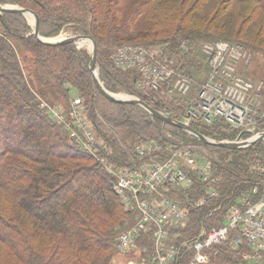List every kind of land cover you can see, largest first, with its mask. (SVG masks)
Segmentation results:
<instances>
[{"label": "trees", "instance_id": "trees-1", "mask_svg": "<svg viewBox=\"0 0 264 264\" xmlns=\"http://www.w3.org/2000/svg\"><path fill=\"white\" fill-rule=\"evenodd\" d=\"M82 1L86 3V13L90 14L87 22L90 26L85 27V22V26L79 29L83 34L93 37L97 62H100V58H104L101 52L104 39L101 35L104 34V28L108 34L112 31L114 17L102 19V15L98 16L99 6L105 0H101V4L98 0ZM184 1L186 0H180V4L166 5L163 0H157L159 7L165 10L163 14L171 17L172 22L146 28L157 27L160 32H164L165 36H162L159 41L161 45L158 47L170 48L172 56L174 54L183 64L189 59L187 55L177 49L171 50L181 41H187L191 45L194 41H199L198 39L230 38L233 42L244 44L253 52L264 54V47L257 46L247 39L208 31L207 26H211L216 18L204 20L198 17L195 24L193 19L188 22L189 16L194 15L191 13L198 9L204 0H194L187 9H184ZM229 1L231 0H221L223 11L218 13L217 10L215 15L223 13ZM232 1L259 3L264 10L263 3H260L264 0ZM36 2L41 7L37 14L39 34L46 36L56 33L62 25L60 23L64 22H58L56 18L63 14H56L42 0ZM106 2L109 8L112 0ZM151 4L152 0L140 2L128 16L133 18L135 14L146 11ZM6 14L16 17L18 12ZM158 14L162 20L160 12L156 15ZM155 16L152 18L156 20ZM5 27L7 32L16 38V43L0 36V264L106 263L112 254L116 235L112 226L121 219L124 221L130 218L119 196L111 188L110 174L92 153L68 136L67 130L60 123L41 111L35 93L43 96L48 102H52L51 98L60 100L62 105H69V91L71 87H75L82 99H86V109L97 132L112 147L109 158L117 164H128L135 160L133 143L147 137H156L161 142L178 143V137L175 135H179L182 138L179 139L193 150L199 147L198 145L210 147L217 156L209 153L205 156L211 160L220 175L218 187L221 196L217 202H223V205L234 202L241 191L249 189L259 179V174L255 175L245 164V160L248 157H264L262 140L255 141L247 148L238 149L207 144L194 135L153 117L139 105L117 103L107 98L111 105L119 108V112L117 117L106 116L110 125L106 127L98 121L92 106L94 102L88 104L95 100V95H103L91 79L88 68L90 54L86 49L77 48L72 42L48 45L32 34L21 33V30L14 29V26L7 24ZM24 27L29 30V26ZM186 27L193 30L188 31ZM142 45L155 46L152 42H144ZM22 47L34 55V74L39 77V85L36 87L33 84L29 86L25 81L16 52V49ZM106 62L109 64L106 65ZM106 62L100 66L99 77L108 90H125L136 94L151 106L160 108L149 100L150 97L158 95L156 91L141 92L135 88L138 76L135 71L117 68L112 59ZM172 117L180 119L175 115ZM192 126L215 140L238 134V130L231 129L222 122L214 126ZM258 128L264 130V120H259ZM161 129L164 130L163 133L160 132ZM153 131L160 136H153ZM249 135L250 133H245V136ZM127 137L132 138L131 144L125 141ZM128 149H131V152ZM253 152L258 154L254 155ZM224 154H233L235 158L227 160ZM196 184L200 191L201 183ZM227 196L229 197L226 199ZM224 209L223 207L219 210L217 216H220ZM207 210V206L190 207V222L185 235L190 236L197 232L200 220ZM147 242L150 248V237H147ZM240 251L241 249H229L225 242L221 244L218 252L210 257L207 264H244L240 260Z\"/></svg>", "mask_w": 264, "mask_h": 264}, {"label": "built area", "instance_id": "built-area-1", "mask_svg": "<svg viewBox=\"0 0 264 264\" xmlns=\"http://www.w3.org/2000/svg\"><path fill=\"white\" fill-rule=\"evenodd\" d=\"M173 49L189 58L198 49L204 56L206 77L195 82L182 60L172 56L170 48L128 42L119 45L111 59L117 68L137 73L135 88L139 91H156L161 96L159 99L166 96L183 99L185 115L182 121L185 123L206 126L225 123L238 130L235 140L251 138L245 137L246 132L256 135L263 131L258 124L259 120H264L261 107L264 79L253 81L241 71L252 58L244 44L203 39L191 45L181 41ZM195 84L194 95H189ZM150 98L152 101L153 97ZM155 103L162 104L159 100ZM40 105L53 120L64 126L70 137L95 156L110 174L111 188L125 210L137 217V221L120 231L115 239V246L121 253L139 250L146 256L130 264H207L225 242L231 250L241 249L242 262L262 263L264 179L259 178L249 189L241 191L234 202L223 205L217 202L221 196L218 171L208 158L197 155L189 146L170 152L163 161L150 163L144 159L157 151V143L141 140L133 147L136 159L141 162L132 165L133 160L117 165L109 158L111 146L84 112L81 97L70 98L68 113L44 101ZM240 132L243 133L241 137ZM197 182L201 183L200 191L195 186ZM175 193L185 195L184 199L177 198ZM204 206L208 210L197 232L185 235L190 207ZM223 207L224 212L217 216ZM146 232L152 236L150 248L141 247L147 244ZM232 232L235 233L231 235Z\"/></svg>", "mask_w": 264, "mask_h": 264}, {"label": "rangeland", "instance_id": "rangeland-1", "mask_svg": "<svg viewBox=\"0 0 264 264\" xmlns=\"http://www.w3.org/2000/svg\"><path fill=\"white\" fill-rule=\"evenodd\" d=\"M42 1H44L51 10L56 12V14H58L59 12L63 14L61 16L58 15L60 18L55 17L58 20V22L64 21L60 23L62 25L60 26V29H58L56 33L51 34V35H46V36L42 35V37H44L45 39H49V40H58L63 37L82 34L81 29H79V27H84L85 24L88 22V19H90V14L86 13L87 6H86L85 1H82V0H42ZM93 1H97V0H93ZM100 1L101 0H98L99 3ZM106 1L107 0H105L103 4L100 3L101 5L99 6L97 14L98 16L102 15V19L114 17V23H113L112 31L109 34L107 32V29L104 28L103 29L104 34L101 35V37L104 39L106 43L103 41V45L101 48V52H102V55L104 54L103 55L104 58L102 59L100 58V62L99 61L97 62L98 74H99L100 66L103 65L104 62L110 61L114 50L123 43L134 42V43L143 44L144 42H152L155 46L161 45V42L159 41L162 40V36H165V34L164 32H160V29L157 27L162 26L161 24H169L172 22L171 17H168L167 14H163L165 10H163L164 9L163 7H159V4H157V0H152V4L150 5V7L146 9V11L144 10L143 12L135 14L133 18L128 15L132 12V9L133 7H135V5L139 4L140 2L144 0H115V2L114 0H112L111 2L112 4L111 6L109 5V8H107ZM118 1L119 2L121 1L119 3L120 6L119 4L117 5L113 4V3H118ZM193 1L194 0L184 1L183 2L184 9H187L189 6H191ZM163 2L166 5H169L170 3L180 4V0H163ZM0 3L6 6H11V7H15V6L29 7L33 9L36 14H39V11L41 9L40 5L37 4L36 0H1ZM260 3H263V6H264V1ZM257 4L259 3L247 2V1L234 2L231 0L228 3L227 9L223 13L215 15L217 10H219L218 13L223 11V8H222L223 4L221 0H204L203 4L198 9L194 10L191 13L194 15L189 16L188 22L191 19H193L194 24H195L198 20V17H201L204 20L216 18L212 22L211 26H207L208 31L213 32L214 34H219V35H224V36H238V37L247 39L248 41L256 44L257 46L264 47V10L262 9V6L260 4L258 6ZM142 6L146 7L148 5H142ZM157 12H160V14L162 15V20L164 18L163 21L159 19L160 18L159 14L156 15ZM6 13L7 12L0 13V36L6 37L5 39L8 40L9 42L16 43V38L11 36L10 33H8L6 30L5 26H7V24H9L10 26H14V29L18 28L19 30H21V33L26 32L25 33L26 35H29L32 33L33 26H34V17L32 14L28 12H18V15L15 17V16L7 15ZM8 13H12V12H8ZM151 13H153L154 16L156 15L155 16L156 20L152 18L153 15H151ZM106 14L110 16H107ZM24 26H29V30L24 29L25 28ZM88 26L90 25H88L87 23L85 27L89 28ZM147 26H157L155 27L157 28V30H154L155 28H151V27L146 29ZM186 29L188 31L193 30L188 27H186ZM198 40H201V39H198ZM216 40L231 41L230 38L229 39L220 38ZM72 43L75 45V47L86 49L87 52L89 53L88 44L78 45V43L77 44H75L74 42ZM16 52H17V58L20 62L21 69L24 74L25 81L29 84V86H31L32 84L35 87L38 86L39 81L37 79L39 77H37L34 74L35 71L33 67L34 61L32 58L34 57L32 56L34 55L31 54L32 52L26 49L25 47L16 49ZM249 52L251 53V56H252L250 63L248 64V66L243 68L241 71H243L244 75L252 79L253 81L259 80L260 78L264 79V54L253 52L251 49H249ZM191 56L192 58L188 57L189 59L187 60L185 64V68L189 70L190 75L193 77L195 82L199 83L206 77V74H207V68L204 65V56L198 49H195L194 53ZM105 64L107 65L109 63L106 62ZM196 87H197V84L193 85L189 95L191 94L194 95ZM69 92H70V96L67 100L68 102H70V98L72 97H81L79 91L75 87H71ZM114 93H124L127 95L136 96V94H131L125 90H119ZM160 97L161 96H159L158 94L152 99V101H155V102L156 100H159L162 102V104L159 106L160 107L159 109L170 116L175 115L180 118L179 120H183L184 115H185V101L183 99H178V98L172 99L167 96L159 99ZM35 98L39 100L38 106L41 109V111L44 113H45V110H43L40 105L42 101L46 102L50 106L52 105L53 107L62 108L68 113L69 105L67 104L62 105L59 102L60 100H53L50 98L52 102H48L43 98V96H41L38 93H35ZM94 98L95 100L90 101V103L88 104H92L94 102L92 106L94 107L93 109L97 114L98 121L102 125L109 127L110 125H109V122L107 121L108 119L106 116L117 117L119 108L111 105L110 102H108L104 96L99 97L97 94L95 95V97H93V99ZM84 99L85 98H83V102L85 106L84 112L87 113L90 121L93 122L92 118L88 114V110L86 109ZM261 107L264 109V93L261 99ZM193 124L195 125L197 123H193ZM62 127L64 128V126ZM260 128L263 129V127L261 126ZM163 131L164 130L161 129L160 132L163 133ZM67 134L69 136V133ZM152 135L160 136L156 131H153ZM168 135H171V134H168ZM237 135H234L233 137L231 136V137L224 138L223 140L225 139L235 140L237 138ZM253 135L254 134H251L245 137H253ZM175 136L178 137L176 138L177 140H179L178 143L177 142L175 143L161 142V141H158L156 137H147L145 139L142 138L141 140H154L157 143V147H158L157 151L154 154L150 155L144 160H147L150 163L160 162V161L165 160L169 156L170 152L177 151V150L179 151L180 148H182L183 146H186L184 141L180 140L182 138L179 135H175ZM70 138L76 142L75 139H73L72 137ZM127 138L128 139H126L125 141L131 144L132 138L131 137H127ZM261 140L264 143V139H261ZM139 141H135L133 143V147ZM251 145H247L244 148H247L248 146H251ZM124 146H125V142H124ZM198 146L199 147L195 148L196 151L194 150V152L197 155L206 157L205 156L206 153L207 154L209 153L210 155L212 154L214 156H217V154L214 153L215 151L211 149L210 147L200 146V145ZM128 151L131 152V149L130 150L128 149ZM253 154L256 155L258 153L253 152ZM223 156L227 160L235 158L233 154L228 155V156H225L224 154ZM253 157H256V156H253ZM263 158L253 159L252 157H248L245 160V164L248 165V168H250V170L253 171L255 175L259 174V178H262V179H264ZM140 162L141 160L138 162V159H136L131 164L137 165ZM117 165H123V164H117ZM175 196L182 200L185 197V195H182L181 193H175ZM128 214L130 215V218H127L124 221H122L121 219L112 226L113 229H115L113 231H116L115 239L120 231L126 229L128 226L133 225L137 221V217L135 216L134 213H128ZM147 237L148 238L150 237V247H151L152 236L150 232H146L145 234L146 241H147ZM141 247L149 248V242H147V244L143 243ZM111 253L112 254L110 256V259L106 263H101V264H130V262L138 260L144 256L142 251H139V250L136 252L121 253L115 246V240L113 244V251H111ZM243 263L252 264V263H246V262H243ZM261 264H264V255H263V260Z\"/></svg>", "mask_w": 264, "mask_h": 264}, {"label": "water", "instance_id": "water-1", "mask_svg": "<svg viewBox=\"0 0 264 264\" xmlns=\"http://www.w3.org/2000/svg\"><path fill=\"white\" fill-rule=\"evenodd\" d=\"M1 12H28L33 15L34 17V26H33V31L32 35L39 39L40 41L44 42L45 44L48 45H56V44H62L66 42H74L77 44V39L79 38H87L91 41V46L89 47V53H90V61L88 64L89 72L91 75V79L96 87V89L100 92L101 95H103L105 98H107L110 101L117 102V103H130V104H135L143 107L146 109L153 117L161 120L162 122L176 126L185 132L194 135L197 137L199 140L202 142H205L207 144H212L216 145L219 147L223 148H228V149H238L245 147L247 145L253 144L257 140L264 139V130L258 132V134L254 135L251 138L248 139H242V140H215L212 139L205 134L199 132L196 130L191 124L185 123L182 120L176 119L170 115L164 114L162 111L159 109L151 106L149 103L146 101L140 99L137 96H132V95H127L124 93H114L110 90H108L104 84L103 81L100 79L99 74H98V67H97V58H96V43L93 39L92 36L88 34H77V35H71L68 37H63L58 40H49L45 39L39 34V28H38V17L35 11L29 7H23V6H6L0 3V13ZM242 132H240L239 137L242 136Z\"/></svg>", "mask_w": 264, "mask_h": 264}, {"label": "bare ground", "instance_id": "bare-ground-1", "mask_svg": "<svg viewBox=\"0 0 264 264\" xmlns=\"http://www.w3.org/2000/svg\"><path fill=\"white\" fill-rule=\"evenodd\" d=\"M78 45L88 44V46H91V41L87 38H79L77 39ZM160 110V109H159ZM161 111V110H160ZM163 112V111H162ZM47 113V112H46ZM164 113V112H163ZM48 114V113H47ZM165 114V113H164ZM49 115V114H48ZM168 115V114H167ZM50 116V115H49ZM55 121V120H54Z\"/></svg>", "mask_w": 264, "mask_h": 264}]
</instances>
